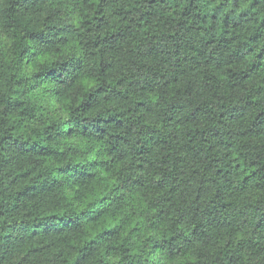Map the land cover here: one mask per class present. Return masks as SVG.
I'll list each match as a JSON object with an SVG mask.
<instances>
[{
    "label": "trees",
    "instance_id": "trees-1",
    "mask_svg": "<svg viewBox=\"0 0 264 264\" xmlns=\"http://www.w3.org/2000/svg\"><path fill=\"white\" fill-rule=\"evenodd\" d=\"M0 264H264V0H0Z\"/></svg>",
    "mask_w": 264,
    "mask_h": 264
},
{
    "label": "clouds",
    "instance_id": "clouds-1",
    "mask_svg": "<svg viewBox=\"0 0 264 264\" xmlns=\"http://www.w3.org/2000/svg\"><path fill=\"white\" fill-rule=\"evenodd\" d=\"M153 100H155V99H158L159 97H157V96H153V97H151Z\"/></svg>",
    "mask_w": 264,
    "mask_h": 264
}]
</instances>
